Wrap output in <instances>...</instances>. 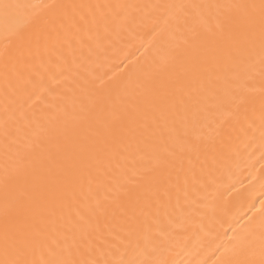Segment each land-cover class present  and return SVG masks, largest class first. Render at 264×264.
Instances as JSON below:
<instances>
[{
    "label": "bare ground",
    "instance_id": "1",
    "mask_svg": "<svg viewBox=\"0 0 264 264\" xmlns=\"http://www.w3.org/2000/svg\"><path fill=\"white\" fill-rule=\"evenodd\" d=\"M0 264H264V0H0Z\"/></svg>",
    "mask_w": 264,
    "mask_h": 264
}]
</instances>
